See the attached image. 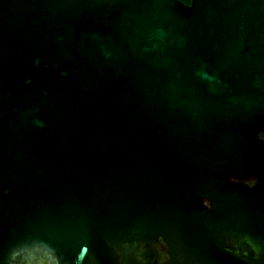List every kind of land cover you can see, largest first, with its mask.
I'll return each instance as SVG.
<instances>
[{
    "label": "water",
    "instance_id": "water-1",
    "mask_svg": "<svg viewBox=\"0 0 264 264\" xmlns=\"http://www.w3.org/2000/svg\"><path fill=\"white\" fill-rule=\"evenodd\" d=\"M260 134L264 0H0V264H264Z\"/></svg>",
    "mask_w": 264,
    "mask_h": 264
},
{
    "label": "flooded vegetation",
    "instance_id": "flooded-vegetation-1",
    "mask_svg": "<svg viewBox=\"0 0 264 264\" xmlns=\"http://www.w3.org/2000/svg\"><path fill=\"white\" fill-rule=\"evenodd\" d=\"M248 183L251 184L252 182L248 181ZM17 264H20V263H17ZM26 264H33V261L32 260H28V261H26ZM37 264H43V263L42 262H38Z\"/></svg>",
    "mask_w": 264,
    "mask_h": 264
},
{
    "label": "trees",
    "instance_id": "trees-1",
    "mask_svg": "<svg viewBox=\"0 0 264 264\" xmlns=\"http://www.w3.org/2000/svg\"><path fill=\"white\" fill-rule=\"evenodd\" d=\"M181 2L185 3V4H189L190 0H180ZM260 136H262L264 138V134H260Z\"/></svg>",
    "mask_w": 264,
    "mask_h": 264
}]
</instances>
